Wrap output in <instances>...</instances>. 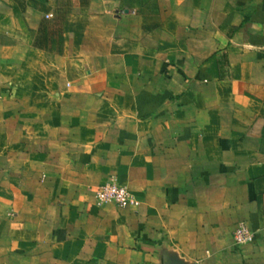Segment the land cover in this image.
<instances>
[{
	"label": "crops",
	"instance_id": "crops-1",
	"mask_svg": "<svg viewBox=\"0 0 264 264\" xmlns=\"http://www.w3.org/2000/svg\"><path fill=\"white\" fill-rule=\"evenodd\" d=\"M2 54L0 264H264V0H0Z\"/></svg>",
	"mask_w": 264,
	"mask_h": 264
},
{
	"label": "built area",
	"instance_id": "built-area-1",
	"mask_svg": "<svg viewBox=\"0 0 264 264\" xmlns=\"http://www.w3.org/2000/svg\"><path fill=\"white\" fill-rule=\"evenodd\" d=\"M94 197L97 203L111 202L118 206H125L132 202V197L126 186L116 182H108L94 190ZM233 238L237 245L249 243L254 238L250 228L241 222L233 231Z\"/></svg>",
	"mask_w": 264,
	"mask_h": 264
},
{
	"label": "rangeland",
	"instance_id": "rangeland-1",
	"mask_svg": "<svg viewBox=\"0 0 264 264\" xmlns=\"http://www.w3.org/2000/svg\"><path fill=\"white\" fill-rule=\"evenodd\" d=\"M6 55H0V60L2 59V60H5L7 57H5ZM9 58H11V57H9ZM33 61H35L36 63L38 62V61H40V60H42L43 58L42 57H40V56H38V55H35L34 54V57H30ZM14 59L16 60V62H20V63H22V55L21 56H15L14 57ZM31 59H29V60H31ZM2 61H0V63H1ZM1 74L0 75H3V76H8V73L7 72H0ZM9 75H10V73H9ZM1 89V88H0ZM1 91H2V89L0 90V94H1ZM5 94H6V92H5Z\"/></svg>",
	"mask_w": 264,
	"mask_h": 264
}]
</instances>
